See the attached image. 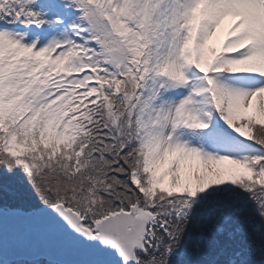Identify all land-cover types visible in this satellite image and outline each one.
Here are the masks:
<instances>
[{
    "label": "snow or ice",
    "instance_id": "snow-or-ice-1",
    "mask_svg": "<svg viewBox=\"0 0 264 264\" xmlns=\"http://www.w3.org/2000/svg\"><path fill=\"white\" fill-rule=\"evenodd\" d=\"M0 264H264V0H0Z\"/></svg>",
    "mask_w": 264,
    "mask_h": 264
},
{
    "label": "rangeland",
    "instance_id": "rangeland-1",
    "mask_svg": "<svg viewBox=\"0 0 264 264\" xmlns=\"http://www.w3.org/2000/svg\"><path fill=\"white\" fill-rule=\"evenodd\" d=\"M222 38V37H221Z\"/></svg>",
    "mask_w": 264,
    "mask_h": 264
}]
</instances>
